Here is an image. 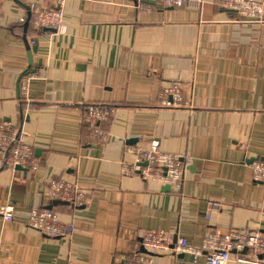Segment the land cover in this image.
<instances>
[{
  "label": "crops",
  "instance_id": "0c3cea01",
  "mask_svg": "<svg viewBox=\"0 0 264 264\" xmlns=\"http://www.w3.org/2000/svg\"><path fill=\"white\" fill-rule=\"evenodd\" d=\"M255 1L263 5L257 21L190 1L139 11L133 0H0V123L20 127L39 161L34 172H0V205L14 206L12 221L0 216V264H113L158 229L194 246L210 231L264 235V185L250 167L264 161V0ZM61 4L65 33L26 25L33 7ZM30 54L35 73L26 76L22 111L18 83ZM173 81L188 108L157 106ZM86 105L111 106L99 124L107 143L86 140ZM155 141L192 158L178 186L123 175L122 163L134 160L124 146ZM56 178L77 184L88 203L51 201ZM52 205L74 226L65 238L27 225L34 209ZM152 257L194 264L183 253Z\"/></svg>",
  "mask_w": 264,
  "mask_h": 264
},
{
  "label": "built area",
  "instance_id": "2783aa9c",
  "mask_svg": "<svg viewBox=\"0 0 264 264\" xmlns=\"http://www.w3.org/2000/svg\"><path fill=\"white\" fill-rule=\"evenodd\" d=\"M138 3L139 11H154L155 7L142 3L154 1L163 9L179 8L188 1L200 5L207 0H133ZM210 3L218 7L231 9L244 17L260 18L263 5L249 0H212ZM29 26L35 32L40 29L55 30V34L65 33V14L63 4L57 8L35 6L30 11ZM30 78V77H29ZM21 80L20 91L23 104L22 111L28 110L29 79ZM160 108H188L179 81H173L160 94L157 100ZM111 106L86 105L83 121L88 125L86 140L90 144H105L108 135L99 127L101 122L111 116ZM26 133L9 122L0 123V172L17 168L36 171L39 161L33 147L26 141ZM124 151L133 155L132 162L122 163L125 176L140 175L143 179H151L162 185L178 186L192 158L189 155H174L163 152L158 142H152L149 148L140 146H124ZM255 181L264 185V161L257 160L250 165ZM51 201H58L82 207L88 203L84 191L75 183L63 178L52 179L48 184ZM211 211L220 209L215 202L209 203ZM55 206L34 209L27 225L49 239L65 238L72 234L74 226L60 221ZM0 216L5 221L14 219V206L10 202L0 205ZM207 217H210L208 215ZM141 251L136 250L126 255H116L113 264H155L152 254L174 252L191 257L195 264L205 257L206 264H264V235L260 232L231 231L226 234L210 231L200 246L189 244L183 236H175L168 230L158 229L147 232L139 242ZM145 251V252H144ZM246 251V252H245Z\"/></svg>",
  "mask_w": 264,
  "mask_h": 264
},
{
  "label": "water",
  "instance_id": "95a60500",
  "mask_svg": "<svg viewBox=\"0 0 264 264\" xmlns=\"http://www.w3.org/2000/svg\"><path fill=\"white\" fill-rule=\"evenodd\" d=\"M142 3H144V4H147V5H152V6H154L156 9H163L160 5H158L157 3H155L154 1H143ZM223 11H226V12H229V13H233V14H235V15H237V18H238V20H240V21H257V20H259L258 18H251V17H244V16H241V15H239V14H237V12L236 11H234V10H231V9H223ZM30 18V14L28 15V17H27V21H26V25L28 26V24H29V19ZM26 26V27H27ZM40 31H42V33H55L56 31L55 30H52V29H40ZM32 56H31V54H30V56H29V62H30V66H29V68H28V70L20 77V79H19V83H18V85H19V88H20V83H21V80L25 77V76H27V75H29V74H34L35 73V71L33 70L32 71V66H31V64H32V58H31ZM17 169H21L20 167L19 168H17ZM170 186H168L167 188H169ZM145 252V251H144ZM246 252V251H245Z\"/></svg>",
  "mask_w": 264,
  "mask_h": 264
},
{
  "label": "rangeland",
  "instance_id": "374dc122",
  "mask_svg": "<svg viewBox=\"0 0 264 264\" xmlns=\"http://www.w3.org/2000/svg\"><path fill=\"white\" fill-rule=\"evenodd\" d=\"M255 0H249V3H254ZM207 3H210L208 0H207ZM198 4V3H197ZM200 5V4H199ZM263 14V13H262ZM262 17V15L260 16V18Z\"/></svg>",
  "mask_w": 264,
  "mask_h": 264
},
{
  "label": "bare ground",
  "instance_id": "6f19581e",
  "mask_svg": "<svg viewBox=\"0 0 264 264\" xmlns=\"http://www.w3.org/2000/svg\"><path fill=\"white\" fill-rule=\"evenodd\" d=\"M171 9V8H170ZM224 9H226V8H224Z\"/></svg>",
  "mask_w": 264,
  "mask_h": 264
}]
</instances>
